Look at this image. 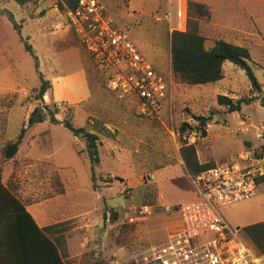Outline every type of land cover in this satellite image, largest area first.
Returning <instances> with one entry per match:
<instances>
[{"label": "rangeland", "instance_id": "obj_1", "mask_svg": "<svg viewBox=\"0 0 264 264\" xmlns=\"http://www.w3.org/2000/svg\"><path fill=\"white\" fill-rule=\"evenodd\" d=\"M100 1L115 26L128 33L166 80L165 96L150 113L140 112L135 97L109 91L106 81L112 71L100 68L57 0H0V113L9 115L13 137L32 109L43 104L57 108L58 120L69 117L75 126L90 130H95V120L101 121L113 134H99L100 160L93 166L96 189L88 158L75 151L84 148L83 139L61 123L50 122L48 115L27 127L20 145L22 153L31 145L34 158L2 161V168L11 159L17 163L18 175L7 182L16 196H58L38 209L59 223L61 231L53 236L64 239L63 256L69 264H130L131 253L160 239L151 232L160 227L164 234L172 213L161 206L189 196L193 188L182 154L185 146H192L199 164L238 160L247 151L257 158L264 154V0H196L211 12L209 19L198 20L204 47L211 48L217 39L247 47L259 93L251 89L244 71L229 61L223 63V77L212 83L187 84L173 74L170 33L177 29L176 0ZM181 1L186 25L187 0ZM25 42L33 52L25 49ZM36 61L50 83L42 99L35 97L40 84ZM219 94L233 102L257 97L229 112L218 103ZM200 114L211 116L205 134L194 118ZM255 165L264 169L262 159ZM149 184L156 185L162 200L157 210L127 222L123 214L144 202ZM217 207L232 227L264 222V181L258 183L256 195Z\"/></svg>", "mask_w": 264, "mask_h": 264}, {"label": "built area", "instance_id": "obj_2", "mask_svg": "<svg viewBox=\"0 0 264 264\" xmlns=\"http://www.w3.org/2000/svg\"><path fill=\"white\" fill-rule=\"evenodd\" d=\"M176 27L185 26V4L176 0ZM66 18L80 42L100 68L112 71L106 87L119 97H135L141 113L151 112L165 96L167 83L153 64L139 52L128 33L115 26L100 0H78ZM263 157L247 151L204 168L191 176L198 197L176 206L162 205L164 212H176L180 224L164 239L130 254V264H264L218 210V203L235 202L258 192L257 178L264 169L255 164ZM157 204L140 203L123 214L127 222L151 216ZM209 234V235H208Z\"/></svg>", "mask_w": 264, "mask_h": 264}, {"label": "trees", "instance_id": "obj_3", "mask_svg": "<svg viewBox=\"0 0 264 264\" xmlns=\"http://www.w3.org/2000/svg\"><path fill=\"white\" fill-rule=\"evenodd\" d=\"M16 1L23 3L26 0ZM77 1L57 0L58 6L65 11L73 9ZM186 7L185 29H174L170 33V62L173 74L187 84L212 83L223 77V63L229 61L244 71L251 89L259 93L261 91L260 82L248 63L251 59L249 49L224 39H217L211 48H205L204 36L199 31L198 20L202 18L209 19L211 12L204 3L196 0H187ZM25 49L33 52L32 45L28 42H25ZM35 67L40 81L35 97L42 99L50 87V83L37 69V61ZM111 92L116 94L114 91ZM255 97L257 96L242 97L233 102L231 97L219 94L217 101L220 105L226 106L228 111L231 112L239 110L241 103H249ZM261 98L264 103V96ZM57 112L56 107L50 110L47 104L34 107L28 114L26 123L23 124L18 133L3 142L0 146L2 155L0 160V179L2 161L16 156L26 128L33 123L46 120L48 115L50 122L61 123L75 137L83 139L84 148L75 149V151L77 154H84L88 158L91 165L92 188L96 189L97 184L95 183L93 166L100 160L98 151L99 134H104L108 137H113V134L101 121L95 120L93 122L95 130H90L85 126H75L69 117L58 120L55 117ZM194 118L197 121V129L202 134H205L206 125L211 120V116L200 114L194 115ZM182 154L189 174L194 175L200 170L214 165L212 163L199 164L194 158L191 145L185 146L182 149ZM263 181L264 175L257 178L258 183ZM148 189V192L144 195L143 203L157 204L158 191L156 185L149 184ZM62 192L63 190H61ZM58 224L53 223L45 227L38 226L32 215L25 209L23 202L9 188L2 185L0 181V264L7 262L16 264H69L63 256L66 251L64 239L61 235L53 236L56 232L61 231V227ZM240 235L257 254L264 253L263 221L244 225L240 228ZM19 251L20 253H18Z\"/></svg>", "mask_w": 264, "mask_h": 264}, {"label": "crops", "instance_id": "obj_4", "mask_svg": "<svg viewBox=\"0 0 264 264\" xmlns=\"http://www.w3.org/2000/svg\"><path fill=\"white\" fill-rule=\"evenodd\" d=\"M9 126V115L6 114H1L0 113V144L4 141H6L7 139H10L13 137V133H11V131L8 129ZM18 133V131H16L15 135ZM26 134H27V128L23 134V137L21 138V142L19 144L18 147V151L16 153L17 158H34L33 155L31 154V145H29V147H26L23 153L20 151V145L23 143V141L26 138ZM36 145V144H34ZM37 146V145H36ZM28 148V149H27ZM17 164L16 162H14V160L12 161V159L10 161L5 162L2 171H1V184L4 185L5 187L9 188L12 192H14L8 185L7 182H11V178L14 180L16 178V175H14L15 173V165ZM189 180L191 182V175L186 171ZM14 175V176H13ZM26 175V174H25ZM33 177L35 178V175H33ZM192 183V182H191ZM193 185V184H192ZM15 195V194H14ZM21 202H23L25 209L32 215V217L34 218V220L36 221L37 225L40 227H45L48 226L50 224L53 223V221H50V218H45V216L42 214L41 211H39L38 206H42L46 203H48L49 201L53 200L54 198L58 197V196H47L44 197L42 199H39L38 196H16ZM160 195L158 193L157 196V204H159L162 200L159 199ZM198 197L196 189L191 188V194L189 196H182L181 199L177 200V201H173L170 203H166L164 205H172V206H176L184 201H189V200H193L196 199ZM176 202V203H174ZM171 220L164 226L165 228V233L160 235V227L155 228L154 230H152V234L153 235H158L160 239H157L154 243L161 241L162 239H164L166 237V234L175 229L176 227L179 226L180 221H179V217L178 214L176 212H172L171 215ZM39 219L42 220V222H39ZM55 222V221H54ZM165 235V236H164ZM163 237V238H162ZM162 238V239H161ZM153 244V243H152ZM21 250V249H19ZM20 253V251L18 252ZM4 264H16V263H4ZM21 264V263H19Z\"/></svg>", "mask_w": 264, "mask_h": 264}]
</instances>
